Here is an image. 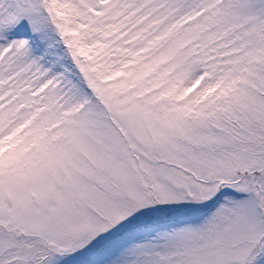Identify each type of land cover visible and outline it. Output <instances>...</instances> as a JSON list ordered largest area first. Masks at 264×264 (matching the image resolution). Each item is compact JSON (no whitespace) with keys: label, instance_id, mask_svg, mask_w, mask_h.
Masks as SVG:
<instances>
[{"label":"snow or ice","instance_id":"snow-or-ice-1","mask_svg":"<svg viewBox=\"0 0 264 264\" xmlns=\"http://www.w3.org/2000/svg\"><path fill=\"white\" fill-rule=\"evenodd\" d=\"M0 264H264V0H0Z\"/></svg>","mask_w":264,"mask_h":264}]
</instances>
